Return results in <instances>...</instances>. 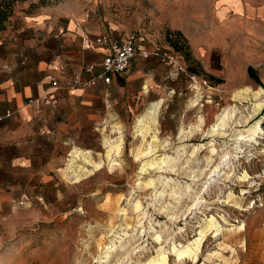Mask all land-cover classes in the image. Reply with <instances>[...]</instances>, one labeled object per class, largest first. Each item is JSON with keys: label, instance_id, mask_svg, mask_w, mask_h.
<instances>
[{"label": "rangeland", "instance_id": "374dc122", "mask_svg": "<svg viewBox=\"0 0 264 264\" xmlns=\"http://www.w3.org/2000/svg\"><path fill=\"white\" fill-rule=\"evenodd\" d=\"M239 1L250 16L244 5L236 11L222 0H16L6 10L0 37L44 8L77 7L79 16L60 21L135 32L145 48L173 56L185 72L164 62L174 71V82L164 81L173 96L161 97L155 142L135 127L148 103L124 125L106 123L100 137L69 147L56 182L0 224V264H149L161 257L166 264H264V0ZM177 32L182 52L170 42ZM190 69L202 76L191 87ZM245 88L263 91L256 113L250 97L235 98ZM223 110L233 117L210 133ZM105 134L120 145L111 168ZM74 148L91 162H75L78 183L63 173ZM225 153L230 168L207 183Z\"/></svg>", "mask_w": 264, "mask_h": 264}, {"label": "crops", "instance_id": "0c3cea01", "mask_svg": "<svg viewBox=\"0 0 264 264\" xmlns=\"http://www.w3.org/2000/svg\"><path fill=\"white\" fill-rule=\"evenodd\" d=\"M222 1L236 11L244 5L239 0ZM244 8L250 16L251 8ZM80 14L77 7L44 8L24 25L11 24L5 37H0L2 226L12 221L19 205L56 182L63 157L78 138L100 137L106 123L124 125L125 118L141 111L151 99L164 101L163 96L166 102L173 96L164 90L166 79L174 82L173 69L167 70L165 60L154 54L159 50L145 48L140 36L124 75H113L109 84L97 81L89 88L67 89L74 76L88 79L99 71L106 50L93 43L96 37L122 40L135 33H101L83 21H60ZM89 67H93L91 73L86 72ZM52 79L57 87H51ZM6 112L11 115L5 116Z\"/></svg>", "mask_w": 264, "mask_h": 264}, {"label": "bare ground", "instance_id": "6f19581e", "mask_svg": "<svg viewBox=\"0 0 264 264\" xmlns=\"http://www.w3.org/2000/svg\"><path fill=\"white\" fill-rule=\"evenodd\" d=\"M241 97H250L251 100L253 101V112L256 113L260 110L261 106H262V102H263V91L261 89H258L256 91L250 90L248 88L245 89H241L239 91H237V94L235 96V98H241ZM236 99V100H237ZM243 99V98H242ZM163 103L162 99H158L154 102H151L148 106V108L137 117L136 119V132L138 136L141 137H145L148 136L151 138V142H155L156 137H157V124H158V114H159V110L161 107V104ZM234 115V111L231 112L229 110H223L222 113L218 114V116L216 117V122L215 124H213L211 132L213 133L215 130H217L218 128L224 129L227 125V122L230 118H232ZM202 124V120L201 118H199V123L198 125L195 126L196 131H200V127ZM105 130V129H104ZM258 130V129H257ZM118 131V130H116ZM259 131V130H258ZM180 133H185V130H179ZM256 136V135H255ZM103 142H104V148L106 149V157H108V167L111 168L113 166V162H114V158L117 155V153H119L118 151L120 150V145L117 144L116 142H114V140L108 138L109 135L105 134L103 135ZM107 137V138H105ZM254 137V136H253ZM150 138H149V145L150 146ZM252 140V139H250ZM121 142V141H120ZM149 150L147 151L148 154L150 153V148H148ZM214 151V150H213ZM86 154V153H85ZM235 157V156H234ZM76 161H85V163L91 164V162L85 160L83 152L80 151L79 149L74 148L70 154H69V159L67 161V164L65 165V169H63V173L66 175V177H69L73 182L78 183L79 180L81 179V176H79L77 173H75V171H73L74 165ZM229 156L227 153L223 154L222 156H220V163H218V165L214 166L212 168V170H210L208 172V177L206 182L209 183V181L215 180L214 176H219L221 173V169L224 168H230L229 167ZM94 169H101V164L99 163H94L93 165ZM89 173H91V171H89ZM245 178V177H243ZM264 178V176L262 177ZM239 179H242V177H239ZM213 222V218H211V220H209V225L207 226V228H211L214 226ZM217 225V224H216ZM215 225V226H216ZM218 230V229H217ZM159 238V237H157ZM203 235L201 233H199V237L197 239H195V241L192 243L194 245H200L201 241H202ZM187 247V250L190 249L191 245ZM110 248H107L106 251H108ZM103 252V254L106 253ZM162 255V254H161ZM182 254H178V257H180ZM103 258L107 259V255H105ZM102 259V263H104L105 261H103ZM149 264H166V259L165 257H161V258H156L150 261Z\"/></svg>", "mask_w": 264, "mask_h": 264}, {"label": "built area", "instance_id": "2783aa9c", "mask_svg": "<svg viewBox=\"0 0 264 264\" xmlns=\"http://www.w3.org/2000/svg\"><path fill=\"white\" fill-rule=\"evenodd\" d=\"M138 42V35L136 33L128 34L122 40H114L108 36H98L93 40V43L106 50L101 67L99 71L88 79H82L80 76H74L67 83L66 88L73 90L76 88H89L95 86L97 81H101L104 84H109L113 75H124L130 66L131 61L137 53L136 44ZM146 57L145 53H142ZM167 65L174 67L176 74L178 72H185L180 66L177 67V62L174 57L166 52L161 55ZM93 67H89L86 72L91 73ZM187 77L190 82V87L196 83L198 76L192 73H187ZM201 84L207 87L205 80H201ZM51 87H57L58 83L52 79L50 82ZM193 89L196 90L195 87ZM11 113L6 112L5 116H10ZM1 120V119H0Z\"/></svg>", "mask_w": 264, "mask_h": 264}, {"label": "trees", "instance_id": "16d2710c", "mask_svg": "<svg viewBox=\"0 0 264 264\" xmlns=\"http://www.w3.org/2000/svg\"><path fill=\"white\" fill-rule=\"evenodd\" d=\"M15 1L16 0H1L0 1V23H2L4 20L7 19L10 12L7 13L6 10H8L14 4ZM170 42L177 52H182L180 33H175L174 39L171 40ZM247 71L250 77H253L254 79L257 80V77L255 76V72L252 68H248ZM190 73L196 75L195 69H190ZM218 83L220 82L218 81Z\"/></svg>", "mask_w": 264, "mask_h": 264}]
</instances>
